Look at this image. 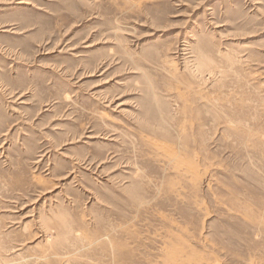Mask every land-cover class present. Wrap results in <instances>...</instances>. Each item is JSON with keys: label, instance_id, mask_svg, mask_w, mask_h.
I'll use <instances>...</instances> for the list:
<instances>
[{"label": "rangeland", "instance_id": "rangeland-1", "mask_svg": "<svg viewBox=\"0 0 264 264\" xmlns=\"http://www.w3.org/2000/svg\"><path fill=\"white\" fill-rule=\"evenodd\" d=\"M0 264H264V0H0Z\"/></svg>", "mask_w": 264, "mask_h": 264}, {"label": "bare ground", "instance_id": "bare-ground-1", "mask_svg": "<svg viewBox=\"0 0 264 264\" xmlns=\"http://www.w3.org/2000/svg\"><path fill=\"white\" fill-rule=\"evenodd\" d=\"M22 3H24V2H22Z\"/></svg>", "mask_w": 264, "mask_h": 264}]
</instances>
